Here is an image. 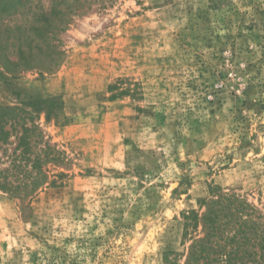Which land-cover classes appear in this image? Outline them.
<instances>
[{"label": "rangeland", "instance_id": "1", "mask_svg": "<svg viewBox=\"0 0 264 264\" xmlns=\"http://www.w3.org/2000/svg\"><path fill=\"white\" fill-rule=\"evenodd\" d=\"M52 6L0 0V104L39 110L65 174L0 190V264H182L216 188L264 222V0H91L37 34Z\"/></svg>", "mask_w": 264, "mask_h": 264}, {"label": "trees", "instance_id": "2", "mask_svg": "<svg viewBox=\"0 0 264 264\" xmlns=\"http://www.w3.org/2000/svg\"><path fill=\"white\" fill-rule=\"evenodd\" d=\"M53 6L36 16L37 34L53 35L64 30L91 0H52ZM46 35V34H45ZM45 37L57 42L56 39ZM56 46L53 44V47ZM33 113L18 106L0 104V148L14 138L7 167L0 170V190L20 201H29L39 188L62 184L63 172L51 180L48 166L61 167L63 154L47 143L35 124ZM196 208L184 214L186 241L182 264H264V222L245 201L222 192L196 201Z\"/></svg>", "mask_w": 264, "mask_h": 264}]
</instances>
